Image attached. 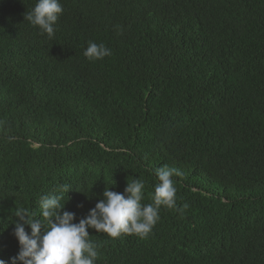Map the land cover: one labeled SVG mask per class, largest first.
<instances>
[{"label":"trees","instance_id":"trees-1","mask_svg":"<svg viewBox=\"0 0 264 264\" xmlns=\"http://www.w3.org/2000/svg\"><path fill=\"white\" fill-rule=\"evenodd\" d=\"M36 2L0 0V259L57 186L78 223L135 178L151 203L168 165L184 214L145 238L89 229L95 264H264V0H60L53 39Z\"/></svg>","mask_w":264,"mask_h":264},{"label":"clouds","instance_id":"clouds-1","mask_svg":"<svg viewBox=\"0 0 264 264\" xmlns=\"http://www.w3.org/2000/svg\"><path fill=\"white\" fill-rule=\"evenodd\" d=\"M63 11L60 0H37L25 13V20L53 39ZM117 34H121L118 26ZM83 55L90 61L103 60L112 55V50L103 43L89 41ZM175 175H179L178 170L168 165L156 170L158 183L151 196L152 202L147 204L142 203L145 182L140 178L128 181L123 193L106 187L103 199L78 223L75 222L76 214L64 210L65 205L61 203L63 193L72 189L67 184L57 186L56 193L59 194L40 197V219L25 208L16 210L13 234L20 247L18 254L10 258V264H95L99 251L95 242L89 239V229L111 238L122 234L147 237L159 221L162 207L181 215L188 208V204L177 206ZM26 226L30 227V232L26 231ZM0 264L9 262L0 259Z\"/></svg>","mask_w":264,"mask_h":264}]
</instances>
